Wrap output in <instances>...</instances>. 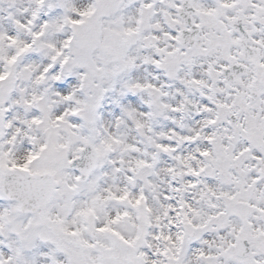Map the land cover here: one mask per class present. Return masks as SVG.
<instances>
[{
	"label": "snow or ice",
	"instance_id": "6c2138e0",
	"mask_svg": "<svg viewBox=\"0 0 264 264\" xmlns=\"http://www.w3.org/2000/svg\"><path fill=\"white\" fill-rule=\"evenodd\" d=\"M0 264H264V0H0Z\"/></svg>",
	"mask_w": 264,
	"mask_h": 264
}]
</instances>
